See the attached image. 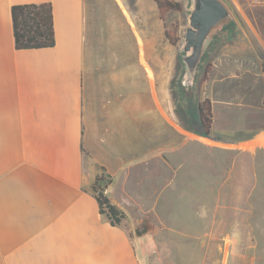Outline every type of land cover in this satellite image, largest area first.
I'll use <instances>...</instances> for the list:
<instances>
[{"label": "crops", "instance_id": "1", "mask_svg": "<svg viewBox=\"0 0 264 264\" xmlns=\"http://www.w3.org/2000/svg\"><path fill=\"white\" fill-rule=\"evenodd\" d=\"M46 1L54 46L17 49L11 6ZM129 32L121 0H0V264H149L178 254L161 246L166 235L201 246L217 239L220 219L210 209L218 204L199 197L209 188L192 168L209 169V134L224 129V106L259 113L263 77L253 79L259 95L252 75L218 70L186 104L176 60L162 75ZM204 97L209 134L197 114ZM101 174L125 214L118 225L90 191ZM144 221L151 227L137 235Z\"/></svg>", "mask_w": 264, "mask_h": 264}, {"label": "rangeland", "instance_id": "2", "mask_svg": "<svg viewBox=\"0 0 264 264\" xmlns=\"http://www.w3.org/2000/svg\"><path fill=\"white\" fill-rule=\"evenodd\" d=\"M121 1L128 9L130 40L133 30L145 41L146 56L154 58L151 63L161 74L168 76L176 60V87L180 101L188 104L192 98L194 103L197 95L206 89L208 79L202 82L201 75L207 63H211L209 75L217 74L218 70L223 77L225 73L252 75V92H260L261 86L256 90V80L253 79L260 82L263 77L264 0H222L232 18L225 29L214 33L190 86L181 84L184 70L180 48L190 0H171L179 2L181 7L168 11L163 18L153 0ZM165 30L177 34L179 40L176 44L168 41ZM184 89L188 91L183 92ZM261 97L263 104L264 94ZM225 109L226 115L221 118L224 129L209 134V169L201 172L192 168L197 175H203L197 179L206 181L209 188L199 197L210 202V206L218 204V209H210L215 212L211 217L220 219V224L215 225L217 239L203 241L201 246L200 241L169 239L166 235L161 246L178 254L150 256L149 264H264V119L260 121L262 115L264 117V104L257 114L258 111L241 112V106L233 107L234 113L231 108ZM216 138L225 140L226 144L212 145ZM233 140L238 144H227ZM190 147L191 144L179 152ZM182 171L192 172L190 169Z\"/></svg>", "mask_w": 264, "mask_h": 264}, {"label": "trees", "instance_id": "3", "mask_svg": "<svg viewBox=\"0 0 264 264\" xmlns=\"http://www.w3.org/2000/svg\"><path fill=\"white\" fill-rule=\"evenodd\" d=\"M161 18L170 10H179L180 3L171 0H153ZM12 30L14 44L17 49L52 47L55 44L53 12L50 1L40 3H21L11 6ZM165 36L171 44L179 40L173 31L165 30ZM211 70V63L204 66L201 80L206 81ZM264 79V69H263ZM197 114L204 134H209L212 125V108L208 98L197 103ZM110 178L103 174L95 177L90 185V191L94 195L99 212L104 215L111 224L118 225L125 217L124 212L111 202L105 190ZM149 224L144 221L135 230L141 235L149 229Z\"/></svg>", "mask_w": 264, "mask_h": 264}, {"label": "water", "instance_id": "4", "mask_svg": "<svg viewBox=\"0 0 264 264\" xmlns=\"http://www.w3.org/2000/svg\"><path fill=\"white\" fill-rule=\"evenodd\" d=\"M231 18L222 0H190L187 26L180 45L184 70L182 85L193 84L198 65L214 33Z\"/></svg>", "mask_w": 264, "mask_h": 264}, {"label": "flooded vegetation", "instance_id": "5", "mask_svg": "<svg viewBox=\"0 0 264 264\" xmlns=\"http://www.w3.org/2000/svg\"><path fill=\"white\" fill-rule=\"evenodd\" d=\"M228 24H229V23H227V24L223 25V26L220 28V30H223V29H225V27H226ZM263 83H264V79H263ZM263 104H264V101H263Z\"/></svg>", "mask_w": 264, "mask_h": 264}]
</instances>
